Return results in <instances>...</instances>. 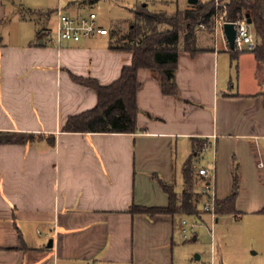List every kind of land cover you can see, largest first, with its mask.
Wrapping results in <instances>:
<instances>
[{
  "label": "crops",
  "instance_id": "crops-1",
  "mask_svg": "<svg viewBox=\"0 0 264 264\" xmlns=\"http://www.w3.org/2000/svg\"><path fill=\"white\" fill-rule=\"evenodd\" d=\"M125 1L120 6L131 17L112 21L110 31L129 28L138 4L169 14L193 6L176 0L177 10L168 11L171 0ZM100 2L0 0V264H194L180 233L185 214L148 216L130 207H166L157 179L183 192L184 164L192 159L196 174L204 167L194 159L206 141L216 148L207 166L218 174L217 200L231 194L240 162L241 191L227 215L264 210V203L241 207L245 187L264 183V67L251 51L234 53L233 83L220 56L233 53L216 48L210 32L198 31L197 54L180 50L177 96L165 95L150 69L138 71L136 132L63 131L69 117L97 104L81 79L107 86L132 63L131 51L110 46V34L61 48L45 44L58 6L73 11Z\"/></svg>",
  "mask_w": 264,
  "mask_h": 264
},
{
  "label": "trees",
  "instance_id": "trees-1",
  "mask_svg": "<svg viewBox=\"0 0 264 264\" xmlns=\"http://www.w3.org/2000/svg\"><path fill=\"white\" fill-rule=\"evenodd\" d=\"M227 19L236 20L243 15H249L251 24L258 38V46L253 52L256 60L264 67V0H226ZM127 34L121 36L123 43L115 39L117 30H109L113 39L110 45L114 49L129 50L133 54L132 63L122 69L120 77L112 84L101 86L92 78L80 81L97 93L98 101L93 109L71 116L63 126L66 132H100V133H134L137 131V90L139 87L138 71L150 69L159 78L165 95L177 96L178 86L175 72L178 66V55L184 50L192 55L199 52L197 47L199 23L207 26L212 24L214 2L199 1L191 8L176 11L174 14L154 12L144 4L136 5ZM162 25L167 29L161 30ZM183 39L181 40V34ZM108 34V35H109ZM117 40V39H116ZM2 37L0 36V45ZM231 53H238L233 52ZM264 98V94H263ZM264 102V99H263ZM192 159H188L183 167V182L185 189L182 199L174 184H169L158 178V183L168 196L166 207H147L132 204L130 212L154 216L155 214H177L199 216V207L203 195L195 186L200 179L194 180ZM239 165L236 162L233 171V188L231 194L216 200L215 210L218 215H227L235 211V203L239 194ZM264 212V210H262Z\"/></svg>",
  "mask_w": 264,
  "mask_h": 264
},
{
  "label": "rangeland",
  "instance_id": "rangeland-1",
  "mask_svg": "<svg viewBox=\"0 0 264 264\" xmlns=\"http://www.w3.org/2000/svg\"><path fill=\"white\" fill-rule=\"evenodd\" d=\"M121 1V2H120ZM125 0H101L98 6L89 7L81 6L77 10H65L68 13H79L88 14L94 12L97 15L98 22L104 27L110 29V25L114 20H127L131 17L129 10L121 7L120 5L126 6ZM172 2L166 7L168 11H176V0H171ZM201 2H208L210 0H200ZM114 2L119 6H116ZM222 2H227L222 0ZM129 7V6H127ZM165 9V7H164ZM169 14V13H168ZM174 14V13H172ZM52 25V23H51ZM209 25L208 27H210ZM167 25H162L161 30L167 29ZM200 28L196 27L198 32ZM203 31V30H200ZM115 41L118 44L123 43L121 36L127 34L128 28L125 27L124 30L117 31ZM208 32V31H205ZM183 39V33L181 34V40ZM221 57H226L225 62V75L231 73L232 82L234 83V66L236 65V54H230L228 52H221ZM231 58V59H230ZM230 60L233 62V66L229 67ZM230 68V71H229ZM223 71H221V78H223ZM225 84V82H224ZM203 146V145H202ZM215 145L208 148L203 153H200L194 159L195 167H210L207 166L208 163L214 164L215 161ZM239 162V161H238ZM214 168V167H213ZM240 162H239V186H240ZM196 171L194 172V180L196 179ZM216 193L218 184V174L216 171ZM202 180L198 182L195 186L197 191L202 190ZM182 180L181 175L177 176V189H181ZM241 188H239L240 195ZM178 194V201L182 199V192ZM242 211H249V209L255 208L256 206L264 203V183H251L245 187L242 194ZM238 199V197H237ZM199 213H204L202 211V206L199 207ZM178 214V213H177ZM205 219H199L194 216H185L189 221L197 222L199 228L197 232L199 236L197 240H190L185 243L190 250V258H195L196 255L200 256V259H196L194 264H209L212 260L214 264H264V212L259 210L257 212H247L242 215V218L235 219L232 215H222L218 216L215 222L214 228L211 230V216L209 214L204 215ZM213 231V232H212ZM179 240V238H178ZM215 243V244H214ZM214 244V245H213Z\"/></svg>",
  "mask_w": 264,
  "mask_h": 264
},
{
  "label": "built area",
  "instance_id": "built-area-1",
  "mask_svg": "<svg viewBox=\"0 0 264 264\" xmlns=\"http://www.w3.org/2000/svg\"><path fill=\"white\" fill-rule=\"evenodd\" d=\"M214 14L212 16V24L208 27L205 23H199L198 28L211 33L215 47L219 44L223 45V49L233 52L253 51L257 48L259 42L255 34L252 24L248 21V17L243 15L236 20L230 21L227 19V2L222 0H213ZM56 23L54 28H48L44 31V42L48 45H54L61 48L67 44H75L83 40L98 38L109 34V29L102 26L98 22L97 15L94 12L84 13H68L62 6H58L55 10ZM233 23L235 26L234 48L231 49L227 37L224 33V25ZM212 142H204L202 151L213 147ZM262 165V163H260ZM214 167V168H213ZM197 177L202 180L203 195L201 206L202 211L209 214L212 219L211 230L219 216L216 213V168L201 167L197 171ZM180 233L184 241L191 240L196 234L199 224L192 222L186 218H182L179 222ZM209 264H214L212 260Z\"/></svg>",
  "mask_w": 264,
  "mask_h": 264
},
{
  "label": "water",
  "instance_id": "water-1",
  "mask_svg": "<svg viewBox=\"0 0 264 264\" xmlns=\"http://www.w3.org/2000/svg\"><path fill=\"white\" fill-rule=\"evenodd\" d=\"M190 4L192 5H196L199 0H188ZM246 17H248V21L251 23V19L249 18V15L247 14ZM224 33L227 37V40L229 42L230 48L233 49L234 48V40H235V35H236V31H235V26L233 23H226L224 25ZM49 246H52V240L49 241ZM196 258L199 259L200 256L196 255Z\"/></svg>",
  "mask_w": 264,
  "mask_h": 264
}]
</instances>
